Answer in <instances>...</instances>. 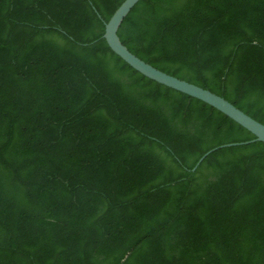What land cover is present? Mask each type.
<instances>
[{"label": "trees", "instance_id": "16d2710c", "mask_svg": "<svg viewBox=\"0 0 264 264\" xmlns=\"http://www.w3.org/2000/svg\"><path fill=\"white\" fill-rule=\"evenodd\" d=\"M123 0H0V264H264V142L129 66ZM135 55L264 124V0H139Z\"/></svg>", "mask_w": 264, "mask_h": 264}, {"label": "water", "instance_id": "95a60500", "mask_svg": "<svg viewBox=\"0 0 264 264\" xmlns=\"http://www.w3.org/2000/svg\"><path fill=\"white\" fill-rule=\"evenodd\" d=\"M138 1L139 0H123L113 11L109 19L104 23V32L102 34V37L105 39L108 47L140 74L169 88L201 100L202 102L214 107L215 109L235 121L237 124L248 130L252 135H254V138L251 140L225 143L209 149L199 157L191 170H195L200 161L208 153L219 147L236 144H246L255 140L264 142L263 123L259 122L258 120L254 119L253 117L236 107L233 103L225 99L223 96L207 88L201 87L197 84L181 79L156 68L155 66L135 55L121 42L117 35V29L123 18Z\"/></svg>", "mask_w": 264, "mask_h": 264}]
</instances>
